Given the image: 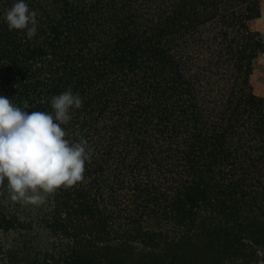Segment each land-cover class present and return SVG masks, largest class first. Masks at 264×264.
Instances as JSON below:
<instances>
[{"label": "trees", "instance_id": "trees-1", "mask_svg": "<svg viewBox=\"0 0 264 264\" xmlns=\"http://www.w3.org/2000/svg\"><path fill=\"white\" fill-rule=\"evenodd\" d=\"M0 0V94L91 149L85 180L12 206L0 264H264V0Z\"/></svg>", "mask_w": 264, "mask_h": 264}, {"label": "clouds", "instance_id": "clouds-1", "mask_svg": "<svg viewBox=\"0 0 264 264\" xmlns=\"http://www.w3.org/2000/svg\"><path fill=\"white\" fill-rule=\"evenodd\" d=\"M3 19L10 30L32 38L37 33V12L27 0H15ZM83 106L71 88L51 98V112L28 111L0 94V184L7 182L13 200L42 202L43 194L85 180V164L92 151L84 138L72 141L63 125Z\"/></svg>", "mask_w": 264, "mask_h": 264}, {"label": "rangeland", "instance_id": "rangeland-1", "mask_svg": "<svg viewBox=\"0 0 264 264\" xmlns=\"http://www.w3.org/2000/svg\"><path fill=\"white\" fill-rule=\"evenodd\" d=\"M254 94L258 98L264 97V59L260 60L255 67L254 70ZM0 198L3 199L6 203L12 206H17L21 204H29L31 200L27 199H19L13 200L11 198V193L8 189L7 182L5 181L3 184H0ZM263 264V263H258Z\"/></svg>", "mask_w": 264, "mask_h": 264}]
</instances>
